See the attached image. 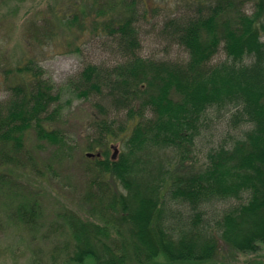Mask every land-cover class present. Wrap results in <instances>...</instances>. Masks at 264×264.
I'll return each instance as SVG.
<instances>
[{
    "label": "trees",
    "instance_id": "trees-1",
    "mask_svg": "<svg viewBox=\"0 0 264 264\" xmlns=\"http://www.w3.org/2000/svg\"><path fill=\"white\" fill-rule=\"evenodd\" d=\"M182 1L154 25L167 53L176 47L185 60L142 55L145 0H70L51 18L29 20L28 46L53 41L61 25L114 61L82 63L62 85L33 49L2 68L0 193L8 208L20 199L16 218L31 228L41 205L12 174L42 173L27 137L63 147L66 135L52 123L68 98L90 101L101 115L89 126L87 152L100 156L88 158L84 197L101 223L61 214L72 241L54 252L64 250L68 264H211L219 240L242 254L264 247V0ZM215 119L230 133L200 150ZM114 144L122 150L110 155Z\"/></svg>",
    "mask_w": 264,
    "mask_h": 264
},
{
    "label": "rangeland",
    "instance_id": "rangeland-1",
    "mask_svg": "<svg viewBox=\"0 0 264 264\" xmlns=\"http://www.w3.org/2000/svg\"><path fill=\"white\" fill-rule=\"evenodd\" d=\"M66 1L70 0L0 1V101L7 97L1 75L2 68L5 65L12 68L25 53H28L29 49H33L35 56L38 57V61L46 71V76L56 85H62L68 77L75 75L81 69L82 63L114 61L109 54L98 48L96 41L85 38L80 40L81 42L77 39L76 42L75 33L72 30L67 32L61 25L54 26L53 31L57 37L53 41H49L45 46H42L40 41H35V48L28 46L26 34L29 38V20L37 16L45 17L44 19L51 18L52 9L60 8ZM145 1L148 4L146 5L148 17L139 23L143 44L142 55L147 58L168 57L174 60H185L187 55L176 47L171 48L167 53L168 45L159 39V29L154 25L155 23L157 26L161 25L165 18L177 13L179 6H183V1ZM142 6L144 8V5ZM247 8L251 9V4H248ZM66 36L70 37L68 41H65ZM77 44L82 49L81 55L73 52ZM66 100L68 103H66L61 117L56 118L52 123L66 135V139L63 141L64 146H52L50 142L35 139L30 133L26 139L25 147L37 150L38 155L35 161H38L42 173L32 172L34 167L31 168L32 173H29L30 170H16L15 173L12 171L13 178L17 180L21 191L23 188L28 189L30 200H36L41 205L43 214L38 220V225L31 228L20 222L16 218L17 202H20V199L19 201L14 199L12 207L8 208L5 207V204L7 205L9 199L4 193H0V224L2 225L0 230V264H68L64 250L54 252L55 246L72 241L69 229H64V225L61 224V214L74 212L83 220L101 223L97 219L99 214L95 211V206L84 201V197L87 196L88 180L93 178V175H89L90 173L87 171L90 166L86 155L89 153L87 152L89 126L101 115L97 113V109L90 101L81 98ZM225 128V124H221L215 119L210 135H205L207 138L198 143V148L202 150L204 146L212 142L219 144L230 133V131H225ZM111 148L110 155L117 148L119 149L118 153L122 150L119 144H114V147ZM54 151L56 152L54 153ZM162 152L163 155H168V162L173 161L175 154L172 151L167 149ZM106 180L112 182L110 177H107ZM117 190L124 192L121 187H118ZM23 202L25 201L23 200ZM62 228L69 235L65 234ZM114 235L115 233H113ZM115 238L118 237L115 236ZM57 241L59 242L56 243ZM219 241V254L211 264H264V247L256 254H242L225 245L222 240ZM86 264H92V262L88 261Z\"/></svg>",
    "mask_w": 264,
    "mask_h": 264
},
{
    "label": "water",
    "instance_id": "water-1",
    "mask_svg": "<svg viewBox=\"0 0 264 264\" xmlns=\"http://www.w3.org/2000/svg\"><path fill=\"white\" fill-rule=\"evenodd\" d=\"M116 152H118V151H116ZM95 156L96 155L93 153H87V157H89V158H94ZM97 156H100V154H97Z\"/></svg>",
    "mask_w": 264,
    "mask_h": 264
}]
</instances>
